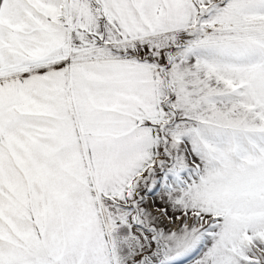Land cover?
<instances>
[{"label":"snow or ice","instance_id":"6c2138e0","mask_svg":"<svg viewBox=\"0 0 264 264\" xmlns=\"http://www.w3.org/2000/svg\"><path fill=\"white\" fill-rule=\"evenodd\" d=\"M182 257L264 264V0H0V264Z\"/></svg>","mask_w":264,"mask_h":264},{"label":"rangeland","instance_id":"374dc122","mask_svg":"<svg viewBox=\"0 0 264 264\" xmlns=\"http://www.w3.org/2000/svg\"><path fill=\"white\" fill-rule=\"evenodd\" d=\"M157 171L159 172V169ZM145 176L147 177V173H145ZM155 179L159 180L160 177L157 176V177H155ZM149 187H151V185H149ZM140 195H142L143 197L148 195L147 200H149L150 204H148L149 206H147L145 201H144V203L142 204V207H146L147 209L149 208L148 210L151 211L154 215H159V212L158 211H152L151 209L153 207H156L158 209V208H163V207L168 206L166 201L161 199V192H160L159 188H157L153 192L147 191L146 189L142 188ZM144 200H146V199H144ZM169 214L172 215V209L170 207H169ZM175 215L179 216L180 213L176 212ZM163 219H164V225H162V226L166 225L168 228H171L173 230H175L174 227H176V226H177V228L179 227V221H177V223H175L176 226H174L173 223H169L167 218H163ZM197 258L198 257H190V258L182 257L181 258V264H194V261Z\"/></svg>","mask_w":264,"mask_h":264},{"label":"crops","instance_id":"0c3cea01","mask_svg":"<svg viewBox=\"0 0 264 264\" xmlns=\"http://www.w3.org/2000/svg\"><path fill=\"white\" fill-rule=\"evenodd\" d=\"M145 197H146V200H144V201H145L146 205L149 206L148 204H150V202H149V200H147V199H148V198H147L148 195L144 196V198H145ZM148 209H149V208H148Z\"/></svg>","mask_w":264,"mask_h":264},{"label":"bare ground","instance_id":"6f19581e","mask_svg":"<svg viewBox=\"0 0 264 264\" xmlns=\"http://www.w3.org/2000/svg\"><path fill=\"white\" fill-rule=\"evenodd\" d=\"M151 210H152V211H157V208H156V207H153ZM169 223H171V222H169ZM174 226H176V224H174ZM176 228H177V226L174 227V229H176Z\"/></svg>","mask_w":264,"mask_h":264},{"label":"built area","instance_id":"2783aa9c","mask_svg":"<svg viewBox=\"0 0 264 264\" xmlns=\"http://www.w3.org/2000/svg\"><path fill=\"white\" fill-rule=\"evenodd\" d=\"M145 199H146V197H145Z\"/></svg>","mask_w":264,"mask_h":264}]
</instances>
